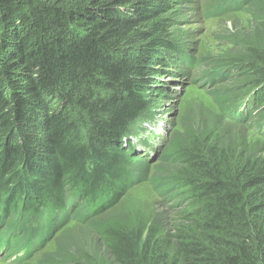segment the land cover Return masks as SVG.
Instances as JSON below:
<instances>
[{
	"label": "trees",
	"instance_id": "1",
	"mask_svg": "<svg viewBox=\"0 0 264 264\" xmlns=\"http://www.w3.org/2000/svg\"><path fill=\"white\" fill-rule=\"evenodd\" d=\"M216 1L250 12L224 68L262 90L245 106L209 91L231 128L191 122L150 173L120 137L140 129L156 65L198 63L166 32L172 0H0V246L17 262L73 222L97 241L42 264H264V149L233 128L264 107V0ZM142 181L164 212L113 215Z\"/></svg>",
	"mask_w": 264,
	"mask_h": 264
},
{
	"label": "rangeland",
	"instance_id": "2",
	"mask_svg": "<svg viewBox=\"0 0 264 264\" xmlns=\"http://www.w3.org/2000/svg\"><path fill=\"white\" fill-rule=\"evenodd\" d=\"M215 6L216 0H172V8L164 13L171 19L166 32L175 37L181 50L198 63L191 69L184 66V69L171 65L155 66L159 72L154 75V89L149 96L148 109L135 122L140 125L141 122L148 123L155 119V122L163 124L168 130H158V144L154 146L151 154L152 156L155 152L156 156L147 162L150 165V173L159 161L157 152L164 150L168 140L175 137L184 126L196 121L212 124L219 117H223L221 108L210 97L209 91L228 89L227 95L237 96L242 102L246 96L253 93L256 95L262 90L257 84L253 86L235 83L237 80L234 76L238 71H231L230 74L231 72L227 73L228 69L224 68L229 58L240 55L236 42L250 27V12L246 9L232 10L218 15L214 13ZM230 106H226L225 111H229ZM237 106L234 105L233 109ZM241 110L242 108L238 109ZM259 114L264 115L263 106L258 113L247 118L249 122L238 123L233 128L247 135L249 139L258 141L264 149V139L258 133ZM222 119L223 126L230 129V124L226 123L228 121L224 120V117ZM165 199V196L156 195L146 181H142L119 199L111 213L119 215L140 212L146 216L163 213L168 205ZM109 215L111 214L97 218L104 220ZM61 226L51 232L50 239L42 247L28 253L21 262L14 258L15 252H10L7 256L0 255V264H42L57 247L64 252H70V249L86 248L88 244L97 241L95 232L90 227L73 222Z\"/></svg>",
	"mask_w": 264,
	"mask_h": 264
}]
</instances>
